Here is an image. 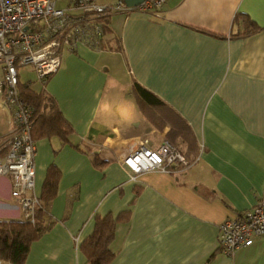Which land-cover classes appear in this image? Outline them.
I'll return each instance as SVG.
<instances>
[{"label":"crops","instance_id":"obj_1","mask_svg":"<svg viewBox=\"0 0 264 264\" xmlns=\"http://www.w3.org/2000/svg\"><path fill=\"white\" fill-rule=\"evenodd\" d=\"M104 39L99 51L64 49L57 72L31 82L71 131L66 142L35 138L33 193L41 196L49 166L59 176L47 204L54 223L30 242L24 264H86L82 243L107 214L117 219L108 264H264V237L232 256L217 248L219 224L264 196V0H167L156 13L116 12ZM135 85L154 103L141 104ZM122 105L134 115L125 126ZM10 128L9 113L0 137ZM134 138L167 140L199 159L131 179L117 153ZM19 220L11 179L0 175V221Z\"/></svg>","mask_w":264,"mask_h":264},{"label":"built area","instance_id":"obj_2","mask_svg":"<svg viewBox=\"0 0 264 264\" xmlns=\"http://www.w3.org/2000/svg\"><path fill=\"white\" fill-rule=\"evenodd\" d=\"M167 0H143L127 6L124 0L105 5L93 0H70L58 7L57 0H0V95L11 114V128L0 137V175L11 179V195L19 204L22 220L34 221L39 198L33 193L36 152L31 126L33 105L18 87L20 70L30 68L44 85L57 72L64 49L78 45L99 51L105 37L99 18L107 13L140 11L156 13ZM117 159L136 179L146 171L176 172L190 168L199 154L187 158L173 143L163 140L152 146L134 138L118 150ZM264 237V196L248 209L218 226L217 248L232 256L236 250Z\"/></svg>","mask_w":264,"mask_h":264},{"label":"trees","instance_id":"obj_3","mask_svg":"<svg viewBox=\"0 0 264 264\" xmlns=\"http://www.w3.org/2000/svg\"><path fill=\"white\" fill-rule=\"evenodd\" d=\"M112 14L107 13L99 18L105 34L108 31V23ZM102 47L106 48L105 39L102 41ZM30 86L31 82L19 80L18 87L21 94L35 109L31 126L32 137L35 139L42 135H57L63 142H66L71 128L62 117L54 99L46 93L44 88L35 92ZM135 86L137 87L134 89L135 94L139 97L138 100H141H139L141 104L142 102L146 105L154 103L150 98L149 91L138 85ZM191 145L193 146V142ZM93 161L98 164V157L93 156ZM58 176L57 168L54 165L49 166L39 203L35 207L33 222L26 220L0 221V261L24 264L30 242L52 226L54 221L47 213V204L56 191ZM116 220L111 214L96 218L91 235L82 243V249L88 256L86 264L109 263L113 256L109 245L113 238Z\"/></svg>","mask_w":264,"mask_h":264},{"label":"rangeland","instance_id":"obj_4","mask_svg":"<svg viewBox=\"0 0 264 264\" xmlns=\"http://www.w3.org/2000/svg\"><path fill=\"white\" fill-rule=\"evenodd\" d=\"M64 5H65V0H58V2H57L58 7H61ZM22 70L20 71V77H21L22 82H26V81L33 82V81H35L34 77H36V76H34L35 74L33 73V71L30 68H28V69L26 68V69H22ZM2 104H3L2 95H0V131H2L3 126L6 125L7 120L9 118V113H10L7 108L2 106ZM129 107L130 106H128V105H122L121 106V112H122V114L125 115V117L123 118V122H122L124 124V126L129 124L134 118V115L127 113L129 111L128 110Z\"/></svg>","mask_w":264,"mask_h":264},{"label":"water","instance_id":"obj_5","mask_svg":"<svg viewBox=\"0 0 264 264\" xmlns=\"http://www.w3.org/2000/svg\"><path fill=\"white\" fill-rule=\"evenodd\" d=\"M124 1H125V4L127 6H136L137 4L142 2L143 0H124Z\"/></svg>","mask_w":264,"mask_h":264}]
</instances>
